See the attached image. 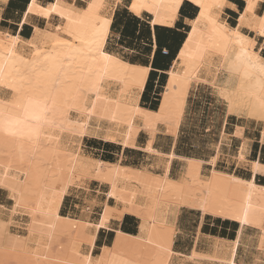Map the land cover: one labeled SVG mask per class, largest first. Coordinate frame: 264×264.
Instances as JSON below:
<instances>
[{
  "label": "snow or ice",
  "instance_id": "1",
  "mask_svg": "<svg viewBox=\"0 0 264 264\" xmlns=\"http://www.w3.org/2000/svg\"><path fill=\"white\" fill-rule=\"evenodd\" d=\"M8 2L0 0V5ZM163 7L165 16L153 19L142 14L145 9L158 12V6L147 0H25L20 16L0 15V235L6 241L23 243L34 264L48 259L41 249H50L54 239L61 241L58 246L63 247V237L47 230L54 229V222L62 219L61 209L69 204L67 198H71L78 216H94L89 227L122 235L120 222L130 211V201L118 194L114 181L108 180V186H102L100 173L87 169L82 160L88 156L89 138H103L99 136L105 120L103 113L116 103L110 98L114 83L122 93L128 85L126 79L113 74V69L125 73L131 69L143 82L149 68L148 61L141 57L152 53L153 40L156 54L169 63L174 52L167 41H179L176 51L183 75L174 66V83L170 85L174 91L203 101L206 108L211 105L222 123L247 117L264 127V0H167ZM0 11H4L2 6ZM110 15L124 16L133 26L139 24L142 31L147 30L148 47L142 46L139 37L135 44L124 46L121 41L117 46L106 27L111 23ZM25 25L37 33L43 30L54 36L56 44L63 47L45 50L40 44L24 41L28 48L21 51L17 31ZM157 25L166 27L157 30ZM5 27L10 31L5 32ZM85 27L90 30L88 39L81 35ZM229 60L222 84L221 70ZM137 62L143 66L135 67ZM237 80L241 87L245 80H258L260 93H250L253 99L234 104L226 85H234ZM139 92L137 86L133 97ZM126 107L133 113L140 111L135 100ZM163 120L160 114L147 116L142 121L143 128L152 135ZM142 150L153 152L151 139ZM210 156L202 162L214 165L215 154ZM167 163L165 160L164 165ZM258 171L264 174V166ZM152 180L169 183L163 173ZM251 207L247 204L232 218L240 221L242 229H258L260 246L251 259H241L239 264H264V217L259 221L250 219ZM134 214L143 233L146 218L140 212ZM217 214L214 203L181 195L169 203L165 224L174 234L183 219L191 221L195 217V228L199 223L206 226L209 217ZM34 237H38L35 242ZM94 240L95 235L89 233L88 246L75 253L78 261L50 264H105L102 255L94 258ZM114 248L115 245L107 250L113 257L108 264H136L116 260ZM3 251L0 264H12L9 253L14 250L5 245Z\"/></svg>",
  "mask_w": 264,
  "mask_h": 264
},
{
  "label": "bare ground",
  "instance_id": "2",
  "mask_svg": "<svg viewBox=\"0 0 264 264\" xmlns=\"http://www.w3.org/2000/svg\"><path fill=\"white\" fill-rule=\"evenodd\" d=\"M147 2L156 4L158 12L149 13L145 9L143 10V15L152 16L153 19H156L157 16L160 18L165 16L163 5L167 0H147ZM0 6L4 8L5 5ZM2 14V11H0V15ZM13 15V12H9L8 17H13ZM108 19L111 23L106 27L111 31L113 16L110 15ZM157 26L166 27L165 25ZM3 30L5 32L10 31L7 27ZM19 32L18 30L17 35L21 36V40L18 42V47L21 51L28 48L24 41L40 44L45 50L63 47L56 44L54 36L44 34L43 30L37 33L32 28L28 38L22 36ZM81 35L86 39L90 38V30L86 27L83 28ZM33 37H35V40H33ZM195 38L198 39L199 37ZM2 56L3 49L0 48V58ZM141 59L144 60L143 58ZM230 63L231 60L221 70L222 84L226 78L227 67ZM141 66L143 65L139 62L135 65V67ZM174 66L175 70L182 76L183 72L180 69L178 51L169 68L165 71V82L159 95L157 108L154 110L143 106L140 102L149 72L145 75L143 82H140L138 74H134L131 69L127 70L126 73L119 68L113 69V74L120 80L126 79L128 85L122 93L117 90L114 83L110 98L115 100L116 103L110 105V110L103 113L105 120L102 122L103 126L99 132V136L103 138L93 136L89 139L116 145L120 148L121 154L128 153L133 158L141 155V163L140 165L137 164L138 161L135 162L134 159L123 162L122 158L112 162L88 155L82 160V164L87 169L100 173L102 186L107 187L106 181L108 180L116 183L118 194L130 201L128 205L130 211L125 217L130 216L137 221L138 217L134 213L140 212L144 215L147 222L143 233L140 232L139 226H137L136 232L120 226L122 235H114L111 242H105L97 255L94 253L95 247L91 248L94 258L99 259L102 255L105 264H108L113 259L107 251L113 248V245H115L116 260L135 261L136 264H157L160 260L165 261V264H225L229 260H234L235 264H239L241 259H251L252 254L260 246V234H257L258 229H249L247 227L242 229L240 221L232 218L233 214L240 213L249 203L252 205L248 209L250 219L259 221V219L264 217V212L261 211V208L264 207V191H262L264 189V181L261 179L262 177L264 178V174L258 171L259 167L264 166V159H247L251 152V140L249 137L244 136L245 128L251 124L258 125V122L247 117L236 118L237 124L233 132L236 138L241 139L236 159L240 164L247 166L248 176L236 175L216 168L221 152L220 147H217L218 150L213 153L216 157L214 165L202 162L205 161V157L210 154V151L205 147L202 148L200 146L201 143L188 151L184 150V148L182 149L183 153L178 154L177 137L185 113L189 109L188 102L190 97L182 96L179 91H174L170 86L174 83L171 80ZM148 68L150 71L151 67L149 64ZM137 86H139L140 92L133 97L132 92L136 91ZM260 87L258 80H245L243 87L240 86V82L237 80L234 85L227 84L226 90L232 102L237 104L253 99L254 96L249 94H259ZM165 93H168L167 98H165ZM133 100H135L140 109L139 113H133L130 108L126 107ZM156 114L162 115L164 120L156 125L155 133L150 135L144 130L142 121L145 117L155 116ZM112 117H114V120ZM219 118V114L216 113L209 118V121L216 124ZM149 139L152 142L153 152L145 153L142 149L148 146ZM117 141H121V143H117ZM259 142L264 145V127H261ZM125 143H129V146L125 147ZM131 144H136L137 147L134 148ZM226 149L228 152L230 151L229 147ZM241 156L243 157L242 160L240 159ZM165 160L168 161L166 166L164 165ZM162 173L164 179L169 183H158L152 180L153 176L159 177ZM240 181H243V183H240ZM181 184L183 185L182 188L179 187ZM248 184H251L252 187L249 188ZM181 195L187 199L195 197L214 203L219 214L209 218L229 221V226L236 225L235 236L233 238L229 236L227 238L210 236L201 232L200 225H198L191 247L186 250L188 252L180 253L176 251V239L179 235L185 240V235L190 229V223L188 219L181 220L180 226L176 228L173 234L171 228L165 224V213L169 203L174 202V198ZM61 216V220L54 222L55 228L47 231H54L57 237H63V247L58 246L61 241L54 239L50 249H41L42 253L46 252L48 259L41 260L40 264H50V261H78L79 257L75 253L82 247L88 246L89 233L95 235L93 243L96 246L98 235L102 230L89 227V224L94 221L92 217L78 216L76 212L65 215L62 209ZM249 232H252L253 235H249ZM36 239L38 237L33 238L34 242ZM183 243L186 244L185 241ZM5 245L9 249L14 250L9 253L12 264H34L32 257L26 254L23 243L13 240L6 241L2 235H0V260L4 259L3 249ZM165 248L168 250L167 252L163 251Z\"/></svg>",
  "mask_w": 264,
  "mask_h": 264
},
{
  "label": "rangeland",
  "instance_id": "3",
  "mask_svg": "<svg viewBox=\"0 0 264 264\" xmlns=\"http://www.w3.org/2000/svg\"><path fill=\"white\" fill-rule=\"evenodd\" d=\"M22 8L20 9V12L17 14V17L21 15ZM123 18L125 17L124 16L115 17V20H114V23L111 29V33H112L111 39L117 46L120 45L121 41L123 42L124 46H126L129 43L135 44L137 42L135 41V39L137 38L136 35L132 34V28H133L132 23L128 25L127 32L124 35L122 34L123 27L125 26V24L123 25L122 23ZM26 29H27V33L25 35L27 34L30 35L31 27L29 25H25L23 27L22 33ZM143 34L144 35L142 37L143 38L142 40H145V38L148 35L147 30L144 31ZM142 46L144 48L148 47V45H143V44ZM173 52H175V50H173ZM148 56L149 54L142 56L141 58L147 60ZM172 56L173 55H170V61L173 60L171 59ZM165 61L169 68L171 62L169 63L168 60H165ZM165 71L161 73H157L158 76H156L155 80L152 82V87L147 90V94H146L147 100L145 102H141L142 105L149 106L152 104V100L154 97L158 96L159 98L160 92L164 85L163 82H165V78H166ZM188 105H189V109L185 113L184 120L182 121L180 129H179L180 134L178 133V137H177V153L182 154L183 153L182 149L185 148L184 150L188 151V150H191L197 147L198 144L200 143H201L200 146L202 148L203 147L207 148L210 151V154H213L214 152H216L218 148L220 147L221 152L217 160L216 168L227 171L229 173H234L236 175L248 176L247 166L244 164H240L236 159V153L239 148L240 141H241V139H238L233 135L234 129L237 124L236 118L230 120L227 123L220 122V118H219L216 124H213V123H210L209 118L212 115L218 113L214 107H212L211 105H208L206 108L203 101L193 100L192 98H189ZM194 120L196 121L197 124L195 123ZM222 131L224 132L222 133ZM260 131H261V127H259L256 124H251L245 128L244 136L249 137L251 140V152L249 156L247 157L248 160H253L257 158L264 159V145H262L259 142ZM228 147L230 148L229 152L226 149ZM120 152H121L120 148L116 145L104 143L98 140L95 141V139H89L88 155H91L95 158H101L103 160L112 161V162H115L116 160L121 159V158L123 162H126V160L131 161L134 159V161L135 162L138 161L137 164L140 165L141 159H142L141 155H138L136 158H133L131 154H128V153L121 154ZM209 155L205 157V160L206 158H210ZM261 179L262 181H264L263 177ZM67 199H69V204L66 207L62 208L63 213L65 215L75 212L73 210L75 206L71 203V198H67ZM93 219H94V216H92V220ZM220 221L218 222L217 220H213L209 218V222L206 226L203 223H199L197 224V227L193 228L192 224L196 222V218L192 217L191 221H189L190 229H189V232L185 235V240H183L178 235L176 239V243H175V250L179 251L180 253L188 252L186 250H188L191 247L193 236L198 228V225H200V227L202 225L201 232H204L207 235L227 238L226 234L215 235V233H213L211 230L210 224L214 223V225H217L218 223H221ZM224 222L223 224L229 225V221H224ZM121 226L132 232H136L138 225H137V221L135 220V218L127 216L123 220ZM235 230H236V225H233V229L228 235L230 238H233L235 236V232H236ZM113 236L114 235H111L109 232L104 231V230L99 233L97 241H96V246L94 249L95 255L99 254L100 249L104 246L105 242H111L113 240ZM183 241H185L186 244H184Z\"/></svg>",
  "mask_w": 264,
  "mask_h": 264
},
{
  "label": "crops",
  "instance_id": "4",
  "mask_svg": "<svg viewBox=\"0 0 264 264\" xmlns=\"http://www.w3.org/2000/svg\"><path fill=\"white\" fill-rule=\"evenodd\" d=\"M24 3H25V0H9L8 4L4 6V11H2V13H3L2 15L8 16L9 12H13L15 15V16L13 15V17H17V14L20 12V9L24 6ZM191 7L195 8L194 5H192ZM129 15H131V14L129 13ZM114 20H115V16H113L112 25L114 23ZM122 23H123V25L124 24L129 25L131 23V21L125 17V18H123ZM112 25H111V29H112ZM138 26H140V25L138 24ZM158 27H160V26H158ZM149 28H151V27L149 26ZM163 28H165V27H163ZM138 29H139V27H138ZM19 31H20L19 34H21V35L22 34L25 35L27 33V29L23 33H22L23 28L19 29ZM31 31H32V27H31ZM135 41H137V38L135 39ZM145 41H147V40H142V39L140 40V42L143 45H148L147 43H145ZM167 42L169 43V45H171L173 50H176V45L179 43L178 40H176L174 43L173 39H169ZM154 45H155V41L153 40V46ZM155 53H156V49L154 46L152 53L149 54L148 59H147L148 64L151 67L150 71L155 70V71H157V73L164 72L162 69L166 68L167 63L165 60H161L160 57L158 55H156ZM153 63H154V66L156 67L155 69L152 68ZM150 71H149V73H150ZM148 77H149V75H148ZM214 220H217L218 222L220 221L219 219H214ZM122 222L120 223V226H121ZM220 222L221 223H218L217 225H214V223L210 224L212 232L215 233V235L226 234L228 236L230 234V232L232 231L233 226L223 224L222 222H224V221H222V220ZM201 229H202V225L200 227V231H201Z\"/></svg>",
  "mask_w": 264,
  "mask_h": 264
},
{
  "label": "trees",
  "instance_id": "5",
  "mask_svg": "<svg viewBox=\"0 0 264 264\" xmlns=\"http://www.w3.org/2000/svg\"><path fill=\"white\" fill-rule=\"evenodd\" d=\"M138 27H139V29H138ZM133 28H135V31L133 30ZM133 28H132V34H133V35H136V37H139L140 39H143V38H142L143 35H144L143 33H144V31H146V30L142 31V30H141V27L138 26V24L135 25V26H133ZM156 29H157V30H162V29H164V28H163V27H158V26H156ZM127 30H128V25H125V26L123 27L122 34L124 35V34L127 32ZM147 33H148V32H147ZM22 36L28 38L30 35H29V34H27V35H23V34H22ZM145 40H147V37L145 38ZM145 43H147V41H145ZM147 44H148V43H147ZM176 52H177V51L175 50L174 55L172 56L171 59H174V56H175ZM155 54H156V53H155ZM156 55H157V54H156ZM152 68H153V69L156 68V67L154 66V63H153V65H152ZM167 68H168V65L166 66V68H164V69H162V70L165 71ZM156 76H158V75H157V71H155V70L150 71V73H149V77H148V80H147V84H146V86H145L144 92H143L142 95H141V101H140V102H145V101L147 100V95H146V94H147V90L150 89V88L152 87V82L155 80V77H156ZM163 84H164V82H163ZM163 84H162V85H163ZM158 100H159V98H158V96H156V97L153 98V100H152V104H151V105H149V106H147V105H143V106L148 107V108L154 110V109L157 108Z\"/></svg>",
  "mask_w": 264,
  "mask_h": 264
},
{
  "label": "built area",
  "instance_id": "6",
  "mask_svg": "<svg viewBox=\"0 0 264 264\" xmlns=\"http://www.w3.org/2000/svg\"><path fill=\"white\" fill-rule=\"evenodd\" d=\"M163 54V53H162Z\"/></svg>",
  "mask_w": 264,
  "mask_h": 264
}]
</instances>
